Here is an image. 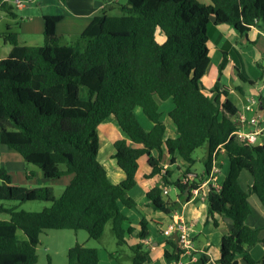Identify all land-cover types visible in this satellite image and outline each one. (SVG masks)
Here are the masks:
<instances>
[{
    "label": "trees",
    "instance_id": "16d2710c",
    "mask_svg": "<svg viewBox=\"0 0 264 264\" xmlns=\"http://www.w3.org/2000/svg\"><path fill=\"white\" fill-rule=\"evenodd\" d=\"M127 0L119 15L95 16L90 25L71 45H62L56 30L63 16L44 17L45 44L22 45L19 35L5 33L11 45L8 57L0 60V145L17 152L28 165L36 166L45 180L72 176L62 195L56 198L48 187L27 188L13 184L5 168L0 169V202H45L51 204L40 213H28L0 206V264H37V249L44 231H85L100 241L106 226L119 247H128L132 264H151L150 249L143 241L152 236L149 222L140 223V242L130 246L127 238L133 229L124 228L128 218L120 205L137 208L129 197L135 188L140 159L146 157L152 168L148 178L161 176L160 185L147 194L148 205L173 216L189 202L192 188H200L212 171L213 158L223 150L229 163L227 177L219 189L206 194L209 220L218 227L216 216L232 223V230L222 239L219 264H264L255 260L251 249L264 243V229L246 224L251 215L250 197L256 196L264 207V144L248 146L234 133L238 108L227 100L205 94L202 79L211 66L208 44L211 26H230L242 38L252 28L264 32V0ZM8 0H0L2 13L15 17ZM166 41H157V32ZM228 64L224 55L219 71ZM260 81L264 67L257 64ZM238 77L255 83L238 69ZM263 71V73H262ZM173 105L169 118L176 127V138L165 139L167 127L162 121L160 103ZM141 108L153 123L146 132L135 114ZM114 117L120 130L130 139L117 140L112 159L125 174V180L113 184L99 161L100 126ZM134 145L140 146L139 148ZM207 147L205 170L194 175L193 155ZM177 157L186 165L182 179L173 180L166 160L177 165ZM245 171L252 186L245 191L240 175ZM28 178L31 174L27 175ZM197 180V181H196ZM175 187L178 201L165 196L163 189ZM21 232L24 238L19 236ZM173 250L165 251L168 263H177L182 251L174 237H164ZM68 264H100L98 251L81 244L68 250ZM110 258L118 262L115 254ZM202 257L203 264L208 263ZM48 264L51 258L48 257Z\"/></svg>",
    "mask_w": 264,
    "mask_h": 264
},
{
    "label": "crops",
    "instance_id": "0c3cea01",
    "mask_svg": "<svg viewBox=\"0 0 264 264\" xmlns=\"http://www.w3.org/2000/svg\"><path fill=\"white\" fill-rule=\"evenodd\" d=\"M50 3L55 5L54 11L58 9L57 12H43V2L40 4L41 8L37 10L31 7H24L23 9L18 10L23 15L24 19H27V22L25 23L26 26H30L31 29H36L38 32L40 28L41 34H43L44 31V17L55 15L63 16V20L59 23L56 30L57 36L60 38V43L62 45H71L75 43L80 35L93 21L95 16L101 15L100 13L109 15L110 12L117 9L116 0H46V5H49ZM205 3V5L211 4L210 0H206ZM38 10H41V12ZM214 28L215 29L212 32V35L210 34L212 39L209 41V43L212 41L215 48L219 50L218 58L216 59L217 64L220 66L224 55L228 58V64L222 73L219 71L218 66V75L220 78L222 79L223 73H227V76L231 78L233 69H238L242 74H244L243 70L241 71L239 69V65H241V67L244 66V61L246 63H252L256 67L257 72L254 75L259 80L260 71L257 69V64H262L264 67V32L258 28H252L248 34V40L251 42V44H247V38H242L239 33L230 26L222 25L216 26ZM24 33V35H26V33H29V31H25ZM157 41L160 44H163L166 41V37L161 33V31L157 32ZM262 44L263 47H261ZM249 46L258 49L256 56L249 52ZM206 76L207 74L202 80H205ZM247 80L254 82L251 78H247ZM251 87H255V85ZM236 89L240 94H244L240 86H237ZM204 92L206 95L212 98H218L220 104L225 103L227 100V97L223 93H228L229 99L230 95L234 93L233 90H220L218 83H216V77H214L213 81L211 82L210 90L204 86ZM258 98L262 101L264 106V93L262 96L258 95ZM247 101L248 100H244L239 105L235 103L233 104L238 108L239 111H242L243 107L247 104ZM173 108V105L169 102L160 103V109L163 113L162 121L164 123L165 120H170L169 115ZM139 112L143 114L141 108H136L135 114L137 115ZM143 116L142 120L145 123L144 129L146 132H150L153 128V123L150 122L144 114ZM169 122V125L165 124L167 127L165 139L176 138L177 136L175 125L171 120ZM106 127L107 131H105V137L103 136V138L106 140V142H104L105 144L108 143L110 145H114L117 140L121 139H125L129 144H131L130 139L120 130L119 126L116 124L114 117L108 118L99 129L103 132V129ZM134 147L139 148L140 146L134 145ZM113 153L114 150L111 151L110 148L106 151V156L104 155L105 159L102 160L101 157L100 161L103 164L104 161H107V166L104 164V167L107 170L111 182L113 184H119L125 180V174L117 166L115 160L112 159ZM216 159L219 170L217 177L219 183L222 185L228 173V170L225 172V166L228 165L229 167V163L223 150L218 152ZM168 160L169 159L166 160L165 166L174 171L173 180H177L178 172L185 170L187 165L177 157V165L175 167H171L168 165ZM1 168H5L8 171L12 177L13 184L15 185L24 186L27 188H35L33 184L39 183V180H35L37 179V174L34 171L29 172L24 160L18 155H14L12 150H9L2 145H0V169ZM151 173L152 168L148 164V159L146 157L141 158L140 169L136 177L137 184L135 188L129 193V197L132 198L138 206L137 208L129 209L124 205H120L121 212L129 220L125 223L124 228L128 229L131 227L133 229L132 235L127 238L128 244L133 246L140 242L138 239L140 223L143 219H146L149 222V229L152 233V236L143 241V244L150 249L152 257L151 264H170L165 260L164 253L165 251L172 253L173 250L164 242V237L161 234V228H165L173 219L180 218L189 225L190 236L194 241L196 248V254L194 256L195 260L193 262L189 257L181 258L180 262L183 264H203L202 257L205 256L209 260L207 264H219V260L221 258L222 239L232 230V223L224 217L216 216L218 227H215L214 224L209 220L208 205L206 201L200 198H192L189 202L181 205V209L177 211L173 217L167 216L162 212L154 211L148 205L147 194L156 186L160 185L161 176L158 175L153 178H148ZM28 174H31L30 178L27 177ZM190 176L194 177L195 175L192 174ZM241 183L244 184V187ZM240 184L245 191H248V189L252 186V178L245 171H243L240 175ZM252 200L253 196L250 197L252 213L248 217L246 224L253 229H264V207L259 200L258 201L261 206L256 203V200H254V202H252ZM174 201L179 202L178 194L176 195V199H174ZM262 237L264 238V231L262 232ZM76 244H79V242H76ZM75 245L69 246L66 250L67 253L68 250ZM83 246L86 247V244H83ZM96 250L98 251L100 264H119L117 261L110 258V254L112 253L104 250L102 255L98 249ZM250 254L255 260H261L264 256V243H259L254 246L251 249ZM236 260L240 264H244L243 256L238 255ZM51 263L55 264L53 259H51Z\"/></svg>",
    "mask_w": 264,
    "mask_h": 264
},
{
    "label": "rangeland",
    "instance_id": "374dc122",
    "mask_svg": "<svg viewBox=\"0 0 264 264\" xmlns=\"http://www.w3.org/2000/svg\"><path fill=\"white\" fill-rule=\"evenodd\" d=\"M23 2L25 7H31L35 10L41 8V2L44 3L42 11L45 13H52L57 12L54 11L55 5L53 3H50L49 5H46V0H20ZM107 1V0H106ZM202 4H206V0H198ZM15 0H9V3L13 6L15 17H12L8 15L7 13H2L0 18V60H3L8 57L9 51L11 49V45L8 43H5L2 35L5 33H16L19 35V42L22 45H28V46H43L45 44V38L43 34H41L40 28L39 32L38 30L31 29L30 26H26L27 19L23 17V15L19 12L18 9L14 6ZM127 3V0H116L117 9L110 12L109 15H119V7L123 6ZM41 12V10H38ZM102 14V13H100ZM214 27L211 26L210 28V34L212 35V32L214 31ZM25 31H29V33H26L24 35ZM29 34V35H28ZM212 38L210 37V40ZM74 44V43H73ZM263 47V44L261 45ZM209 57L211 58V66L208 70L207 76L205 80H202V85L208 88L210 90L211 82L213 81L214 77H216V83H218V86L220 90L228 89L233 90V94L230 95V100L239 105L244 100H259L258 95L261 89V82L255 77V73L257 72L256 67L252 63H246L243 60L244 66L241 67L239 65V69L244 72V75L249 79H253L255 82V87H251L249 83L243 82L237 75V71L235 69L232 70L231 78L227 76V73L222 74V79L218 75V64L216 59L218 58L219 50L215 48L213 42L211 41L209 43ZM249 52L253 53L255 56L258 53V49L249 46L248 47ZM237 61V60H236ZM249 64V65H247ZM259 65V64H258ZM262 65V64H260ZM264 71V70H263ZM262 71V73H263ZM217 75V76H216ZM221 80V81H220ZM237 86H240L244 92V94H240L239 91H237ZM257 91V93H256ZM222 98V96H221ZM247 101V102H248ZM138 118V121L142 125V127H145V123L142 120L143 114L139 112V114L136 115ZM144 117V116H143ZM145 118V117H144ZM170 120H165V124L169 125ZM108 125V124H107ZM105 131H107V127L103 129V132L99 129V135H100V154H99V161L102 157V160H104V155L106 156V151L111 148V151H113V145L105 144L106 142L105 138ZM109 140V139H108ZM103 141V142H102ZM111 146V147H110ZM207 147L204 146L202 148H199L195 151L193 157L196 160V163L192 167V171L195 176L200 178L205 170V160L207 158ZM12 153L15 155H18L21 157L17 152L12 151ZM101 162V161H100ZM102 163V162H101ZM107 161H104V164H106ZM103 163L102 165L105 166ZM26 167H28L29 172H35L37 174V179L39 180V183H34L33 186L35 188L39 187H48L51 188L54 191V195L56 198H59L65 187L70 182L72 176H65L62 177L60 180L50 181L45 180L42 178L41 171L33 165L26 164ZM107 166V164H106ZM228 165L225 166V172L228 170ZM185 170L182 172H178V179H182L184 176ZM249 175V174H248ZM197 181V180H196ZM1 183V182H0ZM244 187V184L241 183ZM178 194V191L175 187H170L169 191V197L174 200L176 199V195ZM256 200V203H259L256 196H253L252 202ZM51 204L45 203V202H17V201H6V202H0V206H3L5 209H13L17 211H24L28 213H40L45 208L50 207ZM261 206V205H260ZM10 219L9 214L2 213L0 214V220L8 221ZM19 236L21 238H24L23 234L19 232ZM191 237V236H190ZM192 239V238H191ZM76 242H79V244L83 245L86 244V247L88 248H96L98 249L101 254L103 255L104 250L108 251L109 253L115 254L116 258L118 259L119 264H132L131 260L128 257H131V251L128 247H119L117 245V240L112 232V224L109 223L106 226V230L104 233L103 238L100 241H94L91 240L88 236V234L85 231H44L40 236V245L37 249V255H38V262L37 264H48V257L54 260L55 264H68L67 263V248L69 246H73L76 244ZM65 261V262H64ZM63 262V263H62Z\"/></svg>",
    "mask_w": 264,
    "mask_h": 264
},
{
    "label": "built area",
    "instance_id": "2783aa9c",
    "mask_svg": "<svg viewBox=\"0 0 264 264\" xmlns=\"http://www.w3.org/2000/svg\"><path fill=\"white\" fill-rule=\"evenodd\" d=\"M14 6L16 9H23L25 7L20 0H15ZM260 82L261 89L259 95L262 96L264 93V73ZM235 121L240 124V129L234 133L240 143L248 146L264 144V106L260 99L257 101L249 100L242 111L238 110ZM216 155L215 153L212 171L208 180L200 188L191 189L193 199L200 198L205 201L206 194L211 188L219 189L222 186L217 177L219 170ZM167 168V166L163 167V173H165ZM193 179L194 177L188 176L183 179V182L190 183ZM163 193L167 196L169 194V187L164 188ZM161 234L163 237H174L177 234L178 248L182 251L181 258L189 257L192 262L195 260L196 248L194 241L190 237V227L184 220L180 218L173 219L165 228H161ZM176 264L183 263L179 261Z\"/></svg>",
    "mask_w": 264,
    "mask_h": 264
},
{
    "label": "water",
    "instance_id": "95a60500",
    "mask_svg": "<svg viewBox=\"0 0 264 264\" xmlns=\"http://www.w3.org/2000/svg\"><path fill=\"white\" fill-rule=\"evenodd\" d=\"M174 239L176 240L177 245H178V236H177V234L174 235Z\"/></svg>",
    "mask_w": 264,
    "mask_h": 264
}]
</instances>
